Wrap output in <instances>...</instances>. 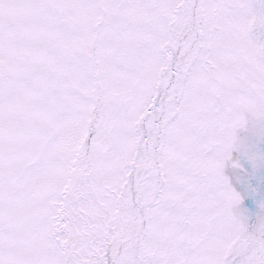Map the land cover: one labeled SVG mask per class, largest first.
I'll return each mask as SVG.
<instances>
[{
	"label": "snow or ice",
	"instance_id": "1",
	"mask_svg": "<svg viewBox=\"0 0 264 264\" xmlns=\"http://www.w3.org/2000/svg\"><path fill=\"white\" fill-rule=\"evenodd\" d=\"M0 264H264V0H0Z\"/></svg>",
	"mask_w": 264,
	"mask_h": 264
}]
</instances>
